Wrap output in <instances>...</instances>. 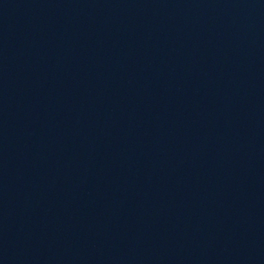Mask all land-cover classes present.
Wrapping results in <instances>:
<instances>
[{
    "label": "water",
    "instance_id": "1",
    "mask_svg": "<svg viewBox=\"0 0 264 264\" xmlns=\"http://www.w3.org/2000/svg\"><path fill=\"white\" fill-rule=\"evenodd\" d=\"M0 264H264V0H0Z\"/></svg>",
    "mask_w": 264,
    "mask_h": 264
}]
</instances>
